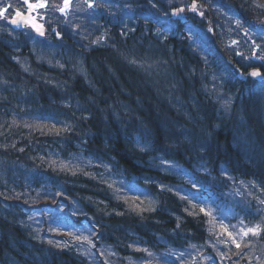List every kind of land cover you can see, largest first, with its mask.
Listing matches in <instances>:
<instances>
[{
  "label": "trees",
  "instance_id": "trees-1",
  "mask_svg": "<svg viewBox=\"0 0 264 264\" xmlns=\"http://www.w3.org/2000/svg\"><path fill=\"white\" fill-rule=\"evenodd\" d=\"M122 2L87 39L0 24V264H264V58L225 39L264 9ZM219 199L259 233L218 243Z\"/></svg>",
  "mask_w": 264,
  "mask_h": 264
},
{
  "label": "rangeland",
  "instance_id": "rangeland-1",
  "mask_svg": "<svg viewBox=\"0 0 264 264\" xmlns=\"http://www.w3.org/2000/svg\"><path fill=\"white\" fill-rule=\"evenodd\" d=\"M55 1L56 3H52V0H46V7L29 10L28 6L23 3V0H0V9L7 8V12L0 16V24H7L6 31L9 33L15 34V31L20 29L24 33L36 35L37 37L42 36L41 34L44 33L42 24H64L71 30L69 31L71 34L75 33L87 39L89 38L87 35L88 28L96 29L99 27V24H111V22L115 24L113 20H110V16L113 18L117 13L119 14L121 11L119 7L122 8L124 13L126 9H129L128 5H124L123 2L117 5L115 1L118 0H69L68 7L65 8L64 12H61L59 9L65 7L64 0ZM31 2L36 3L37 0H31ZM89 3H93L95 6L89 8ZM257 4L260 6L259 8L264 9V0H257ZM18 10L21 12L20 16L16 14ZM221 18L226 21V24H239L233 14L223 11L221 12ZM12 20H16L17 23H12ZM120 23L125 22L122 19ZM1 29L2 27L0 26V32ZM258 34L264 36V32H259ZM258 34H254L253 36L252 34L246 33L241 39L232 37L233 35H228L225 36V39L229 42L228 44H233L241 55H255L263 60L264 38ZM221 202L219 203V211L222 212L219 215L220 217L217 219L216 217L211 218V229L213 231L216 229L219 231L228 230L230 234L228 240L237 243L245 237L244 233L248 229L257 228L256 225L245 222L241 215L230 212L228 206L223 207V200ZM215 222L224 227L217 226ZM248 235H253V233L248 232Z\"/></svg>",
  "mask_w": 264,
  "mask_h": 264
},
{
  "label": "snow or ice",
  "instance_id": "snow-or-ice-1",
  "mask_svg": "<svg viewBox=\"0 0 264 264\" xmlns=\"http://www.w3.org/2000/svg\"><path fill=\"white\" fill-rule=\"evenodd\" d=\"M23 3L28 6L29 10H33L35 8H43V7H46L47 6L46 0H37L36 3H32L31 0H23ZM64 5H65V7L60 8L59 11H61V12H64L65 11V8L68 7V5H69V0H64ZM88 6H89V8H92L95 5L93 3H89ZM194 8H195V5H193V9ZM179 11H183V9H180ZM5 12H7V8L0 9V16L4 15ZM16 14H17V16H20L21 15V12L18 10ZM11 22L14 23V24L17 23L16 20H12ZM94 43H95V41H94ZM252 75L253 76H257V75H259V73L254 71V72H252ZM202 211H203V209H202ZM259 231L260 230L258 228L248 229V231L245 232L244 235L247 236L248 235V232H251L254 235H256V234L259 233ZM236 246L239 247L240 245L237 244Z\"/></svg>",
  "mask_w": 264,
  "mask_h": 264
},
{
  "label": "bare ground",
  "instance_id": "bare-ground-1",
  "mask_svg": "<svg viewBox=\"0 0 264 264\" xmlns=\"http://www.w3.org/2000/svg\"><path fill=\"white\" fill-rule=\"evenodd\" d=\"M257 104V103H256Z\"/></svg>",
  "mask_w": 264,
  "mask_h": 264
}]
</instances>
